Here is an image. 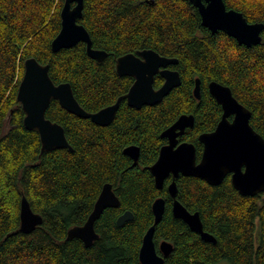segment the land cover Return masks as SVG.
Listing matches in <instances>:
<instances>
[{
  "label": "trees",
  "instance_id": "trees-1",
  "mask_svg": "<svg viewBox=\"0 0 264 264\" xmlns=\"http://www.w3.org/2000/svg\"><path fill=\"white\" fill-rule=\"evenodd\" d=\"M85 0L79 21L93 48L108 57L98 62L87 45L53 52L61 30L65 0H0V264H141L143 238L154 224L152 206L163 198L164 216L154 241H167L173 252L164 264H264V193L242 196L229 178L219 186L180 176L177 199L201 216L209 243L174 217L166 181L158 189L149 167L166 144L161 135L181 116L195 124L181 141L193 143L200 159L199 136L216 129L222 108L209 93L211 82L228 86L252 112L251 126L264 138V32L259 45H240L224 32L202 26L199 11L189 0ZM229 10L249 23H264V0H225ZM154 50L178 60L182 84L160 103L138 110L121 102L109 126L79 118L53 100L46 118L60 124L70 149L42 153L40 134L25 128L18 101L24 63L36 58L50 66L55 84L69 83L81 107L89 113L114 105L128 94L134 79L121 77L116 60L128 53ZM201 98L195 97L196 80ZM164 79L155 78L159 89ZM140 149L138 163L124 151ZM111 184L120 200L95 223L99 235L87 248L68 231L83 226L104 185ZM26 198L43 223L34 232L20 231L22 199ZM131 212L122 227L118 218Z\"/></svg>",
  "mask_w": 264,
  "mask_h": 264
},
{
  "label": "water",
  "instance_id": "water-1",
  "mask_svg": "<svg viewBox=\"0 0 264 264\" xmlns=\"http://www.w3.org/2000/svg\"><path fill=\"white\" fill-rule=\"evenodd\" d=\"M198 9L202 26L213 34L224 32L240 45L252 47L262 42L264 23H249L245 16L229 10L225 0H189ZM85 0H65L61 11V30L52 42L53 52L70 49L79 43L87 45L88 55L98 61H104L108 54L92 48V39L87 29L79 23L83 17ZM178 60L160 55L154 50H144L138 55L128 54L117 60V72L120 76H132L136 79L128 94L119 98L116 104L97 113L85 111L77 101L69 83L55 84L50 76L49 65H42L36 58H28L24 63V75L18 89V101L25 113L24 125L29 131H37L41 137L42 153L58 149H70L64 128L46 118L47 110L56 100L69 113L89 119L99 126H109L115 120L121 102L126 99L129 106L142 109L160 103L173 89L182 84L177 71L169 70L170 65ZM161 74L165 83L155 89V76ZM210 94L222 106L223 116L216 130L200 136L204 151L200 163H197L196 148L193 144H179L178 138L195 124L193 115L181 116L171 127L163 132L162 138L168 144L162 147L157 162L150 167L158 189H162L171 175L174 180L168 190L174 199L172 212L175 218L182 220L191 231L198 234L205 242L216 244V238L205 232L201 216L191 213L177 200L176 179L179 176L195 177L206 181L211 186H219L232 174L233 187L242 196H257L264 193V138L251 126L252 112L241 104L232 90L218 82L209 84ZM195 97L201 98V82L196 81ZM234 117L230 121V117ZM124 153L135 163L140 158V149L136 146L127 148ZM245 168V171L243 170ZM120 200L111 184L104 185L95 204L94 210L83 226H76L68 231V240L79 239L89 248L99 239L95 223L107 208H117ZM166 209L165 200L157 199L152 207L154 224L146 232L139 253L141 264H164L165 259L157 254L154 241L156 226L162 221ZM20 231L24 234L34 232L43 223V217L33 212L26 198L22 199ZM134 218L126 212L117 220L122 227ZM165 257L173 252V245L161 243Z\"/></svg>",
  "mask_w": 264,
  "mask_h": 264
},
{
  "label": "flooded vegetation",
  "instance_id": "flooded-vegetation-1",
  "mask_svg": "<svg viewBox=\"0 0 264 264\" xmlns=\"http://www.w3.org/2000/svg\"><path fill=\"white\" fill-rule=\"evenodd\" d=\"M149 2H151V3L153 4V3H154V0H150ZM196 9H197V8H196ZM197 10H198V9H197ZM142 51H144V50H142ZM142 51H138L137 53H128V54L138 55V53H139V52H142ZM128 54H126V55H128ZM123 56H125V55H123ZM123 56H121V57H123ZM121 57H119V58H121ZM119 58H118V59H119ZM118 59H117V60H118ZM117 60H116V71H117ZM176 65H177V64H176ZM173 66H175V65H170L169 67H167V69H169V70H173V71H177V72H178V70H175V69L172 68ZM117 74H118V72H117ZM179 74H180V73H179ZM118 75H119V74H118ZM119 76H120V75H119ZM157 76H161V77L164 79V77H163L161 74L156 75L155 78H156ZM180 76H181V75H180ZM121 77H130V78L134 79V82H133L132 86L134 85V83H135V81H136V79H135L134 77H132V76H121ZM199 80H200V79H199ZM196 81H197V80H196ZM154 82H155V81H154ZM200 82H201V81H200ZM164 83H165V79H164L163 84H164ZM132 86H131V87H132ZM162 86H163V85H162ZM162 86H161V87H162ZM154 87H155V86H154ZM195 87H196V83H195ZM130 89H131V88H130ZM155 89H156V88H155ZM194 90H195V89H194ZM208 90H209V86H208ZM209 93H210V91H209ZM125 96H126V95H125ZM213 98H214V97H213ZM214 99H215V98H214ZM118 100H119V99H118ZM123 100H125V101L127 102L126 99H123ZM198 100H199V99H198ZM215 100H216V99H215ZM217 103H218V102H217ZM115 104H116V103H115ZM127 104H128V102H127ZM218 104H219V103H218ZM128 105H129V104H128ZM219 105H220V104H219ZM111 106H112V105H111ZM220 106H221V105H220ZM145 107H146V106H145ZM221 108H222V106H221ZM222 116H223V109H222ZM222 116H221V119H222ZM233 118H234V117L232 116V117L229 118V120H230V121H233ZM221 119H220V121H221ZM220 121H219V123H220ZM219 123H218V124H219ZM217 126H218V125H217ZM216 128H217V127H216ZM188 129H189V128H188ZM215 130H216V129H215ZM215 130H213L212 132H214ZM165 131H166V130H165ZM185 132H186V131H185ZM212 132H206V133H212ZM162 134H163V133H162ZM203 134H205V133H203ZM201 135H202V134H201ZM201 135H200V136H201ZM161 136H162V135H161ZM200 136H199V138H200ZM181 137H182V136H180V137L178 138V140H179V144H182V143H190V142H184V141H181V140H180ZM163 139L166 140V144H165V145H167V144H168V139H165V138H163ZM199 142H200V139H199ZM200 143H201V142H200ZM190 144H193V143H190ZM201 144H202V143H201ZM165 145H164V146H165ZM193 145H194V144H193ZM164 146H163V147H164ZM194 146H195V145H194ZM202 146H203L202 154H201L200 159L198 158V155H197V163H200V162H201V159H202V155H203V151H204V144H202ZM195 148H196V147H195ZM161 149H162V148H161ZM160 151H161V150H160ZM196 154H197V149H196ZM159 155H160V153H159ZM158 158H159V157H158ZM157 160H158V159H157ZM156 162H157V161H156ZM156 162H155V163H156ZM155 163H154V164H155ZM154 164H153V165H154ZM153 165H152V166H153ZM152 166H151V167H152ZM149 168H150V167H149ZM243 170L245 171V168H243ZM149 171H150V169H149ZM150 172H151V171H150ZM151 174H152V173H151ZM181 176H182V175H181ZM153 177H154V176H153ZM179 177H180V176H179ZM184 177H185V176H184ZM170 178L172 179V181L170 182V184H171V183L173 182V180H174V178H173L172 175H171L169 178H167L166 181L169 180ZM194 178H195V177H194ZM226 178H229L230 181H231V183H232V174H229ZM226 178H225V179H226ZM177 179H178V178H177ZM177 179H176V180H177ZM199 179H200V178H199ZM154 180H155V179H154ZM201 180H202V179H201ZM166 181H165V183H166ZM203 181H204V180H203ZM205 182H206V181H205ZM165 183H164V185H165ZM206 183H207V182H206ZM170 184L168 185V188H169ZM176 184H177V182H176ZM207 184H208V183H207ZM232 185H233V183H232ZM210 186H211V185H210ZM163 187H164V186H163ZM113 190H114V189H113ZM168 192H169V190H168ZM115 194H116V193H115ZM169 194H170V193H169ZM239 194H240V193H239ZM116 196H117V195H116ZM170 196H171V195H170ZM159 199H160V198H159ZM162 199H163V198H162ZM172 199H173V198H172ZM177 200H178V199H177ZM165 203H166V202H165ZM173 203H174V199H173ZM152 207H153V206H152ZM172 208H173V206H172ZM152 211H153V210H152ZM125 213H126V212H125ZM122 215H123V214H122ZM153 215H154V214H153ZM154 238H155V237H154ZM162 242H167V241H160L158 244L155 243V244H156V251H157V254H158L159 256H161V257H163L164 259H166V258H168L171 254H170L168 257H165V256H164V253H163L162 250H161V243H162ZM168 243H170V242H168Z\"/></svg>",
  "mask_w": 264,
  "mask_h": 264
},
{
  "label": "bare ground",
  "instance_id": "bare-ground-1",
  "mask_svg": "<svg viewBox=\"0 0 264 264\" xmlns=\"http://www.w3.org/2000/svg\"><path fill=\"white\" fill-rule=\"evenodd\" d=\"M91 37V36H90ZM92 48H93V43H92ZM94 49V48H93ZM94 50H96V49H94ZM98 51H101V50H98ZM108 57V56H107ZM43 65V64H42ZM50 67V66H49Z\"/></svg>",
  "mask_w": 264,
  "mask_h": 264
}]
</instances>
